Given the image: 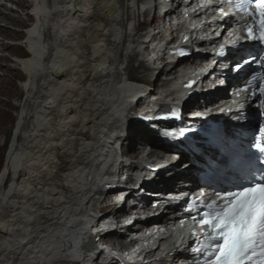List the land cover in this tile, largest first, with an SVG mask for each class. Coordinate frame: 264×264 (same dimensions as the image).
I'll return each mask as SVG.
<instances>
[{
    "label": "bare ground",
    "instance_id": "6f19581e",
    "mask_svg": "<svg viewBox=\"0 0 264 264\" xmlns=\"http://www.w3.org/2000/svg\"><path fill=\"white\" fill-rule=\"evenodd\" d=\"M12 1L19 10L0 9L5 27H30L22 20L28 10L33 25L27 34L0 26V35L13 40L0 42L1 135L14 120L0 170V264H175L173 253L155 260L154 251L129 248L132 243L124 240L112 243L110 253L104 247L111 238L127 240L135 225H121L118 218L129 216L130 209L138 217L141 209H126L138 199L146 203L151 195L160 197L153 200L172 195L151 218L167 226L196 182L195 161L216 160L215 152L197 141L199 153L163 143L158 129L175 125L167 119L172 105L184 122L212 120L232 138H239L243 126L258 132L264 127L263 102L238 95L241 80L254 70L245 61L257 54L255 41L234 39L233 45L249 46H230L217 55L215 25L197 26L201 11L187 26L171 24L174 18L181 21L185 0H77L76 7L75 0ZM146 1L164 15L145 21L149 10L139 4ZM186 27L188 45L178 46ZM25 37L27 55L17 43ZM241 62L244 67L235 71ZM186 67L193 71V94L182 103L175 97L162 100L164 87ZM16 80L22 82L18 92L11 90ZM149 89L156 92L152 98L161 97L150 98ZM9 97H18L19 104L12 105ZM10 109L17 110L15 117ZM123 173L125 183L110 187ZM95 225L102 251L83 256L86 246L78 245L94 240L89 233ZM176 238L165 236L170 245Z\"/></svg>",
    "mask_w": 264,
    "mask_h": 264
},
{
    "label": "snow or ice",
    "instance_id": "6c2138e0",
    "mask_svg": "<svg viewBox=\"0 0 264 264\" xmlns=\"http://www.w3.org/2000/svg\"><path fill=\"white\" fill-rule=\"evenodd\" d=\"M253 4L255 12L250 10ZM235 5L245 17L258 14L259 35L249 25L246 38L264 43V0H235ZM224 50L222 45L216 54L222 55ZM236 68L239 70L240 65ZM259 88L264 95V83ZM254 147L264 157V140H257ZM235 189L217 193L215 201L203 204L202 210L192 216L200 227L199 234L191 233L197 237L192 250L203 257L196 264H264V170L251 173ZM186 211L191 212L192 208Z\"/></svg>",
    "mask_w": 264,
    "mask_h": 264
},
{
    "label": "rangeland",
    "instance_id": "374dc122",
    "mask_svg": "<svg viewBox=\"0 0 264 264\" xmlns=\"http://www.w3.org/2000/svg\"><path fill=\"white\" fill-rule=\"evenodd\" d=\"M7 6V7H6ZM13 9L14 11L15 10H19V8L17 7V5L15 4V2H13L12 0H0V9H2V10H4V11H6L7 10V12H10L11 10L10 9ZM9 9V10H8ZM29 11V10H28ZM4 15V14H3ZM2 14H0V26L1 27H3V28H6V29H13V30H19V29H24L23 28V26H15V25H10V27H5V24H6V19L4 18V16H3ZM3 16V17H2ZM147 17V16H146ZM144 18V20L146 21V20H148V19H150V17H148V18ZM4 18V19H3ZM151 18H152V20H156L157 19V17H156V15H155V13H153L152 15H151ZM22 20H23V22L24 23H26V25H30V24H32V20H33V17L30 15V14H28V15H26V14H23L22 15ZM142 20H143V18H142ZM141 23V22H140ZM141 32V31H140ZM177 35H178V33H176V34H174V39L175 38H177ZM3 37V38H2ZM4 39V40H3ZM1 41H4V42H7V43H10V42H12L13 40H12V38H8V37H5L4 38V36H2V35H0V42ZM179 42V41H178ZM186 42H188V39H186ZM25 52H26V55H27V51L25 50V47H23L22 48ZM0 50H1V48H0ZM12 56V55H11ZM139 74L141 75V74H143V72H139ZM0 75H1V70H0ZM192 75H193V71H192V69H190V68H188V67H186V68H184V69H182L181 71H180V73H178L173 79H171V81H170V83L166 86V87H164V90H166V92H164V94L162 95L163 97H162V100H167V101H170V100H168L169 98H174L175 97V100L177 101H181V103L189 96V95H191V94H193V92L195 91L192 87H193V83L191 84V87H186V85L187 84H189V82H193V77H192ZM192 80V81H191ZM157 82V81H156ZM159 83V82H158ZM21 85H22V82L20 81V80H16V81H14V89L12 88L11 90H13V91H16V92H18V90H19V88L21 87ZM159 85V84H158ZM148 88H150L149 86H147ZM153 87H155V86H153ZM16 88V89H15ZM163 90V88H159L156 92H158L159 94H160V92ZM163 90V91H164ZM169 90H171V91H169ZM149 91H150V89H149ZM156 92H154V90H151L150 92H149V94H150V98H152L151 97V94H153V93H156ZM169 92H172L173 94H171V95H169ZM175 92V93H174ZM176 92H177V94H176ZM157 93V95H153V97H161L159 94ZM3 99H6L5 97H2ZM8 100L10 101V103L12 104V105H18L19 104V102H20V99L18 98V97H9L8 98ZM173 100V99H172ZM4 109H9L8 107H3ZM16 114H17V110H15V109H10V115L12 116V117H15L16 116ZM13 124H14V120H12V124L8 127V132L5 134V135H1L0 134V146H2V151H1V155H0V170L2 169V162H3V159H4V155H5V151H6V148L8 147V145H9V140H10V133H11V131H12V126H13ZM130 142L131 141H129V142H125V144H130ZM125 146V145H124ZM138 146H140V145H138ZM149 149H153V148H150L149 147ZM139 150V147L137 148H135L134 150H133V152H137ZM154 150H156V151H161V152H164V153H166V149H164V148H161V147H157L156 149H154ZM163 156V155H162ZM160 158H161V155L159 156ZM163 158V157H162ZM133 159V158H132ZM74 246H72L71 247V249H73V250H76V248L74 249L73 248ZM69 250L68 252L70 253V254H72V252H73V250ZM90 259H94L93 257H91Z\"/></svg>",
    "mask_w": 264,
    "mask_h": 264
}]
</instances>
